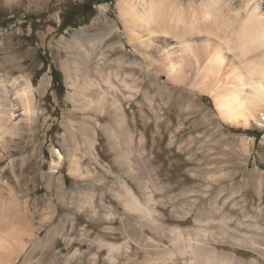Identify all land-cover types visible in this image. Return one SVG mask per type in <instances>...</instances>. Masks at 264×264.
Masks as SVG:
<instances>
[{
    "label": "bare ground",
    "instance_id": "obj_1",
    "mask_svg": "<svg viewBox=\"0 0 264 264\" xmlns=\"http://www.w3.org/2000/svg\"><path fill=\"white\" fill-rule=\"evenodd\" d=\"M117 3L135 62L112 70L105 80L111 87L108 91L97 89L96 80L85 74L71 97L78 95L83 99L93 93L101 101L114 97L116 109L120 98L151 102L176 94L200 101L209 97L213 115L231 126L264 125V0ZM124 47L122 56L130 61L132 57ZM2 77L0 162L9 159V170L0 168V264H121L120 258L130 264L136 261V252L129 242L109 240L118 229L111 223L118 220L123 222L125 232L135 228L139 239L146 238L142 248L148 264H256L217 245L227 233L226 200L221 190L213 199V213L206 208L196 212L194 233L186 237L182 232L175 233L171 241L176 251L163 255L168 247L145 232L149 228L153 234L166 235L160 220L164 212L156 207L160 200L145 190L143 201L130 181L117 175L109 187L112 203L107 202L105 191L100 192L101 186L107 187V180L99 177L96 167L101 164L98 134L87 122L90 119L80 121L77 128L62 135L64 148L55 146L57 158L46 169L43 143H35L34 126L39 116L32 83L25 79L22 85L19 76ZM112 119L116 128H103L108 148L131 151L136 142L142 145L147 141L145 130L136 141V134L130 129L131 124L133 129L136 127L135 119L119 113L113 114ZM178 138V133L170 134L171 147ZM124 156H116L119 164ZM132 162L127 163L128 177L142 188ZM67 174L72 178L71 187ZM25 180L28 184L23 183ZM40 183L49 197L38 196L33 203L30 195L38 191ZM24 188L28 192L20 195L18 192L23 193ZM119 207L124 214L117 211ZM189 214L185 217L187 222Z\"/></svg>",
    "mask_w": 264,
    "mask_h": 264
},
{
    "label": "rangeland",
    "instance_id": "obj_2",
    "mask_svg": "<svg viewBox=\"0 0 264 264\" xmlns=\"http://www.w3.org/2000/svg\"><path fill=\"white\" fill-rule=\"evenodd\" d=\"M85 1L0 0V77L19 76L22 85L25 79L32 83L39 116L34 126L37 130L35 143H43L46 169L57 158L55 146L64 148L62 135L77 128L80 121L90 119L94 122H87L98 134L101 164L96 167L99 177L107 180V187L101 186L100 192L105 191L107 202L112 203L109 187L116 182L117 175L130 181L143 201L145 190L153 193L156 201L160 200L156 207L164 212L160 220L165 225L166 235L153 234L149 228L145 232L168 247L163 255L176 251L171 241L175 233L182 232L186 237L195 230L196 212L206 208L213 213V199L221 190L226 200L224 225L227 233L217 245L247 262L264 264V125L231 126L213 115V102L209 97L200 101L176 94L170 99L151 102L120 98L119 109L112 103L114 97L102 101L95 93L83 99L78 95L71 97L85 74L96 80L97 89L108 91L111 87L105 80L112 70L135 62L120 20L118 0L95 1L94 11L88 12V21L78 11L74 21L79 25L61 28L66 8ZM123 47L132 57L130 61L122 56ZM53 68L58 70L57 75L52 74ZM116 113L135 119L136 127L133 129L131 124L130 129L136 134V141L144 130L147 141L142 145L136 142L131 151L108 148L103 128H116L112 119ZM43 115L45 117L41 118ZM171 133H178L179 137L172 147ZM120 154L126 155L121 164L118 158L116 160ZM128 162L135 163L133 173L140 177L142 188L128 177ZM8 164L9 159H4L0 168L6 167L8 171ZM107 169L112 172L108 173ZM68 172L69 167L65 165V173ZM67 178L70 186L72 178L69 174ZM23 183L28 184V181ZM24 189L23 193H18L25 195L28 190ZM44 195L46 190L40 183L38 191L30 196L34 203L38 196ZM117 211L124 214L120 207ZM190 212L192 215L189 214L187 222L185 217ZM111 224L118 229L109 240L128 241L136 252V261L130 264H148L146 250L142 248L147 243L146 238L139 239L135 228L125 232L120 220ZM120 262L126 264L123 258ZM100 264L105 263L101 261Z\"/></svg>",
    "mask_w": 264,
    "mask_h": 264
},
{
    "label": "trees",
    "instance_id": "obj_3",
    "mask_svg": "<svg viewBox=\"0 0 264 264\" xmlns=\"http://www.w3.org/2000/svg\"><path fill=\"white\" fill-rule=\"evenodd\" d=\"M95 1L101 2V0H86L82 4H78V3L70 4L63 13V22H62L61 28L65 29L68 26H74V27L78 26L79 25L78 22L74 21V14H77L78 11H80L82 16L84 17V20L88 21L90 19V15L88 14V12L94 11ZM103 1L108 2V1H114V0H103ZM57 73H58V70L56 68H53L52 74L57 75Z\"/></svg>",
    "mask_w": 264,
    "mask_h": 264
}]
</instances>
